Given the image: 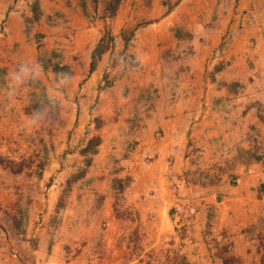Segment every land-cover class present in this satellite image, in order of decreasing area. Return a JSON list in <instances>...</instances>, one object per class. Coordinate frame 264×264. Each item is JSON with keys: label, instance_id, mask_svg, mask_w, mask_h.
I'll use <instances>...</instances> for the list:
<instances>
[{"label": "crops", "instance_id": "obj_1", "mask_svg": "<svg viewBox=\"0 0 264 264\" xmlns=\"http://www.w3.org/2000/svg\"><path fill=\"white\" fill-rule=\"evenodd\" d=\"M240 2L189 26L176 0H0V223L24 224L0 264H264V0Z\"/></svg>", "mask_w": 264, "mask_h": 264}, {"label": "rangeland", "instance_id": "obj_2", "mask_svg": "<svg viewBox=\"0 0 264 264\" xmlns=\"http://www.w3.org/2000/svg\"><path fill=\"white\" fill-rule=\"evenodd\" d=\"M182 3L184 7L187 9V17L182 18L185 24L189 26H193L197 23L202 24H214L219 22H226L230 19V23H240L243 24L245 21L244 17L238 16L239 13L235 12L233 17H229L224 15L223 17L219 16V11L222 9H226L228 6L231 8L232 0H176V4ZM240 0H236V6H240ZM233 5V4H232ZM174 7V6H173ZM190 36V34H189ZM5 222L0 223V232H2L1 237L3 236V230L6 228L12 231L13 235H16L17 232H20L24 228V224L22 223H9L6 220L9 219L8 216H4ZM5 243V240L0 239V245ZM21 241L14 240V243L19 244Z\"/></svg>", "mask_w": 264, "mask_h": 264}, {"label": "built area", "instance_id": "obj_3", "mask_svg": "<svg viewBox=\"0 0 264 264\" xmlns=\"http://www.w3.org/2000/svg\"><path fill=\"white\" fill-rule=\"evenodd\" d=\"M13 1H14V4L19 5L24 0H13Z\"/></svg>", "mask_w": 264, "mask_h": 264}]
</instances>
